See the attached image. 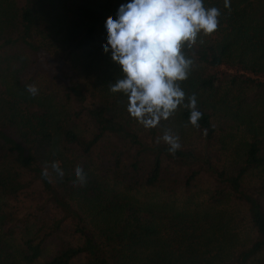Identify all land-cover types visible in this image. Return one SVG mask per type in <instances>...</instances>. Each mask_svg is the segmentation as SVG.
Masks as SVG:
<instances>
[{"label": "trees", "instance_id": "obj_1", "mask_svg": "<svg viewBox=\"0 0 264 264\" xmlns=\"http://www.w3.org/2000/svg\"><path fill=\"white\" fill-rule=\"evenodd\" d=\"M122 2L0 0V264L37 263L64 228L75 243L62 239L41 264H264V0H230L228 9L203 0L220 10L219 24L183 49L193 64L180 82L186 100L196 97L198 126L178 107L151 129L109 90L121 74L100 51ZM28 84L46 90L31 95ZM168 129L180 138L174 154L157 142ZM95 151L109 174L84 172L81 184L66 154ZM202 177L205 203L135 198L188 192ZM224 203L244 210L246 244ZM51 210L57 216L38 222Z\"/></svg>", "mask_w": 264, "mask_h": 264}, {"label": "clouds", "instance_id": "obj_2", "mask_svg": "<svg viewBox=\"0 0 264 264\" xmlns=\"http://www.w3.org/2000/svg\"><path fill=\"white\" fill-rule=\"evenodd\" d=\"M224 7L230 8V0H224ZM220 15L217 7H205L203 0H124L117 6L103 25L100 51L119 67L121 75L109 84V90L125 97L130 118L151 129L184 107L189 110L188 123L198 126L202 113L196 97L186 100L180 86L193 64L183 49L191 48L199 34L213 33ZM26 90L31 95L38 92L35 84L26 85ZM160 140L168 145L170 154L181 147L179 135L170 129L157 142ZM50 168L58 178L63 177L57 162ZM42 175L48 177L47 166ZM73 175L79 183L85 182L81 167Z\"/></svg>", "mask_w": 264, "mask_h": 264}, {"label": "rangeland", "instance_id": "obj_3", "mask_svg": "<svg viewBox=\"0 0 264 264\" xmlns=\"http://www.w3.org/2000/svg\"><path fill=\"white\" fill-rule=\"evenodd\" d=\"M90 82L93 83V79ZM45 87L46 85L43 84L38 88V90H46ZM112 100L113 97L109 98V101ZM82 129L84 130V128ZM65 162L73 170L79 166L84 169V172H94L98 180L106 181V176L109 174V165H107L108 162H105L101 158V156L99 157L97 151L93 152V155L91 157H84L82 155L79 156L75 153H67ZM210 188L211 184L209 180L202 177L195 182V184L188 190V192H185L183 190H177L172 196L169 194V192H164L163 190H145L135 195V198L138 199L140 202H148V200L166 202V204H171V202H173L175 203L174 205L176 207L180 208L182 206V203L184 202H194V204L207 202ZM219 208L225 210V212H227L229 216H235V223L234 226L232 224V228L233 230H235L237 236L240 238V243L246 244L248 242L247 240L252 236V233L247 226V219L244 210L242 208H233L230 203H224ZM42 214L43 215L40 216L38 222L44 219L51 220L54 216H57L53 210ZM67 225H69V222L64 223V226ZM70 236L71 232L67 228H64V230L58 236L52 238L47 243L42 257L35 264H41L45 260L49 259L54 253V251L60 246L62 239L71 240L73 242L74 239ZM71 264H83V260L81 258H77Z\"/></svg>", "mask_w": 264, "mask_h": 264}]
</instances>
